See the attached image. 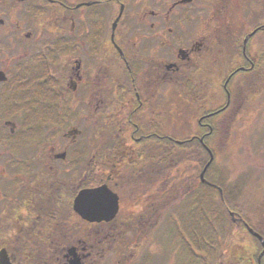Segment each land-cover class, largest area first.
Returning <instances> with one entry per match:
<instances>
[{"label":"flooded vegetation","instance_id":"flooded-vegetation-1","mask_svg":"<svg viewBox=\"0 0 264 264\" xmlns=\"http://www.w3.org/2000/svg\"><path fill=\"white\" fill-rule=\"evenodd\" d=\"M0 1L11 9L8 18L19 9L11 31L21 39L9 59L4 46L12 33L0 30L1 248L23 246L39 227L42 207L56 193L74 191L67 180L73 168L82 173L75 190L107 184L118 194L121 210L126 195H153V189V197L162 200L179 192L183 181L170 178L168 170L173 153L178 165L179 151L191 147L212 152L214 159L204 180L210 157L200 160L193 191H183L199 197L205 186L204 192L220 194L214 135L251 131L247 119L262 111L264 0H256L257 7L249 0ZM189 5L210 6L206 28L174 29ZM198 14L196 8L194 20ZM14 22L8 20L10 26ZM137 22L146 29L137 30ZM92 118L96 147L77 140ZM170 129L191 134L192 143L188 138L179 143ZM62 164L70 170L63 173ZM149 209L140 216L142 228L152 226L150 218L159 212ZM223 209L231 219V237L223 243L213 239L208 256L220 264H264V255L258 261L264 210L254 224L230 202ZM118 215L110 222H86L82 238L52 243L77 245L82 264H89L105 240L120 237ZM233 230L252 235L260 250ZM13 258V264H22Z\"/></svg>","mask_w":264,"mask_h":264},{"label":"rangeland","instance_id":"rangeland-1","mask_svg":"<svg viewBox=\"0 0 264 264\" xmlns=\"http://www.w3.org/2000/svg\"><path fill=\"white\" fill-rule=\"evenodd\" d=\"M255 1L249 0V4L257 7L258 4ZM195 6L185 7V20L179 24L176 23L174 29L186 33L196 27L201 29L207 27V24L210 23V20H208L210 6ZM250 7L252 8L251 5ZM250 7L249 9H251ZM196 8H199V14L194 20L193 15ZM2 11L6 15L4 18L6 24L0 25V30L10 29L11 31L20 19L17 15L19 9L14 10L12 15L15 17L11 15L12 17L8 18L11 9L3 6L0 1V13ZM10 18L13 22L16 19L18 20L10 26L8 24ZM23 29L34 30L28 26H24ZM136 29L144 30L146 27H142L137 22ZM10 33L12 34L9 37L6 33L8 38L4 48L8 53V58L12 59L10 56L17 54L18 49L16 47L21 44V39L15 36L16 32L11 31ZM262 100L260 116L248 118L246 121L247 130L251 131L233 132L231 134L217 133L214 135L216 139L214 148L216 170L221 177L220 182L224 185L226 199L237 209L242 208L246 213V218H249V221L254 224H258V213L264 210V203H262V201L264 202V97ZM68 120V118H65L62 121L63 124ZM93 122L94 118L89 123H85L89 127L84 128L83 135L77 137V140L79 142L88 140L93 147H96V132L91 124ZM171 124L172 119L170 118L169 125ZM75 126L77 127L76 121ZM170 133L178 137L185 134V132L172 129H170ZM179 154L183 156V158L180 157L179 164L177 165L173 161L175 165H171L168 170L170 178L176 175V181H183L184 185L179 183V192L170 194L162 200L159 197H153V195H156L153 189L150 191L153 195H149V192H147L139 195L123 196L121 210L118 215V222L121 225L120 237L117 241H110V247L104 249V256L101 260H95L93 264H119L120 259L121 264H220L219 259L212 260L211 256L204 255L205 251L206 254L211 253V251H208L210 249L204 247L199 251L197 243L200 240L205 243L203 237L206 235L209 244L215 238L223 243L225 239L231 237V219L225 213L224 205L219 201L216 193L204 192L205 189H201L199 197H197L196 191H194L195 197L189 194L190 190L193 191L192 189L195 187L192 178L197 180L200 172V160L203 163L207 159L205 153H201V151L194 148L180 150ZM68 167L62 164L60 170L65 173ZM70 172L71 175L67 180L72 182L74 191H71L72 193L69 192L70 189L62 191L65 202L69 200L72 202V194L76 191L75 186L78 185L82 175L80 170L75 168ZM183 190H189V193ZM161 202H163L162 205ZM154 204L155 206H153ZM149 205H152L154 210L159 209V212L155 213V217L150 218L154 222L152 226L142 228L139 224L140 216L147 209L150 210ZM235 230H233L234 234L238 233V236L242 239L245 238L248 242H254V244L250 243L254 251L256 249L257 251L260 250L257 242L253 241L249 234L245 232L246 234L242 235ZM94 232L95 230H92V233ZM245 239H243L244 243L246 242ZM192 252L195 254H192Z\"/></svg>","mask_w":264,"mask_h":264},{"label":"trees","instance_id":"trees-1","mask_svg":"<svg viewBox=\"0 0 264 264\" xmlns=\"http://www.w3.org/2000/svg\"><path fill=\"white\" fill-rule=\"evenodd\" d=\"M49 205V207H52L55 211H48L49 213L44 215H49L48 222L42 220L38 229L32 231L29 236L26 237L24 245L16 246L15 251L22 264H61L62 252L66 246L49 244V242L60 238H71L75 234L81 233L82 226L79 222H75L74 219L70 217L72 212L70 208L68 209L66 207L67 204L65 205L61 203L59 199H56L53 204L49 203ZM57 225L59 227H57ZM207 237V235L203 237L205 243L201 240L199 242L196 240V242H198L197 249L199 251L204 247L209 249ZM193 246L195 247V245ZM205 253L207 252L205 251Z\"/></svg>","mask_w":264,"mask_h":264},{"label":"water","instance_id":"water-1","mask_svg":"<svg viewBox=\"0 0 264 264\" xmlns=\"http://www.w3.org/2000/svg\"><path fill=\"white\" fill-rule=\"evenodd\" d=\"M118 196L107 186L94 189H84L79 192L74 201V209L83 218L89 220H106L113 219L119 208ZM74 254V248L70 249ZM0 264H11L6 250L0 252ZM70 264H80L77 256L70 261Z\"/></svg>","mask_w":264,"mask_h":264}]
</instances>
